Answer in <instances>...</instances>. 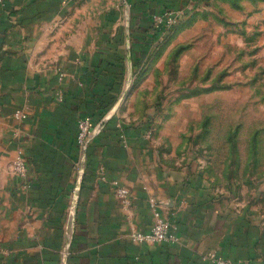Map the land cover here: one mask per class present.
Returning a JSON list of instances; mask_svg holds the SVG:
<instances>
[{
  "label": "crops",
  "instance_id": "1",
  "mask_svg": "<svg viewBox=\"0 0 264 264\" xmlns=\"http://www.w3.org/2000/svg\"><path fill=\"white\" fill-rule=\"evenodd\" d=\"M262 48L264 0L0 1V264H264Z\"/></svg>",
  "mask_w": 264,
  "mask_h": 264
},
{
  "label": "built area",
  "instance_id": "2",
  "mask_svg": "<svg viewBox=\"0 0 264 264\" xmlns=\"http://www.w3.org/2000/svg\"><path fill=\"white\" fill-rule=\"evenodd\" d=\"M2 1V0H0ZM179 17L171 12L165 13L162 16H158L154 19V29L159 30L162 34L161 41L168 36L174 27L179 23ZM63 75H60L62 78ZM21 118H24L20 115ZM103 128V124H97L92 117L82 116L77 121V133H76V145L82 155V159H85L88 146L93 141L95 136ZM11 173L21 178L24 181V187H29L27 183V164L26 161L21 157L17 156L13 159L10 164ZM116 195L119 197L124 206L129 204L128 191L124 187L120 186L119 183H114ZM134 241L139 245H153L173 242L171 235V229L168 218L163 216L158 210L154 212V224L151 229L147 232H137L132 235ZM213 264H231L227 260L218 259L215 256H211Z\"/></svg>",
  "mask_w": 264,
  "mask_h": 264
},
{
  "label": "rangeland",
  "instance_id": "3",
  "mask_svg": "<svg viewBox=\"0 0 264 264\" xmlns=\"http://www.w3.org/2000/svg\"><path fill=\"white\" fill-rule=\"evenodd\" d=\"M256 55V67L251 68L250 72L251 74H256L255 91L257 92V97L255 101L257 102L256 108L258 110L256 116L259 121H262L264 123V48H262V51H258ZM252 88L253 86L251 85V91H253ZM253 101L254 100H251V103Z\"/></svg>",
  "mask_w": 264,
  "mask_h": 264
},
{
  "label": "trees",
  "instance_id": "4",
  "mask_svg": "<svg viewBox=\"0 0 264 264\" xmlns=\"http://www.w3.org/2000/svg\"><path fill=\"white\" fill-rule=\"evenodd\" d=\"M174 28H175V27H174ZM157 31L160 32L159 30H156V32H157ZM167 37H168V36H166L165 39H166Z\"/></svg>",
  "mask_w": 264,
  "mask_h": 264
}]
</instances>
